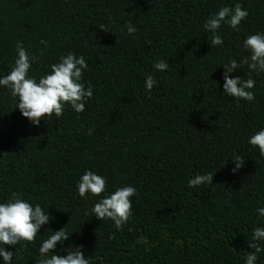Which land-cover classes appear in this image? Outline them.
Instances as JSON below:
<instances>
[{"label":"trees","instance_id":"16d2710c","mask_svg":"<svg viewBox=\"0 0 264 264\" xmlns=\"http://www.w3.org/2000/svg\"><path fill=\"white\" fill-rule=\"evenodd\" d=\"M237 3L248 17L239 31L222 25L223 44L211 47L203 24ZM257 33L264 0H0V78L22 41L39 56L29 70L37 82L74 53L88 64L81 82L93 89L84 112L65 105L37 127L0 86V203L16 192L53 218L34 242L4 246L11 264H40L39 247L65 226L69 240L55 254L79 247L89 264H244L253 230L264 227V157L248 143L264 129V73L250 74L253 101L236 100L224 93L222 65L248 57L243 42ZM160 60L169 65L163 72L154 69ZM231 75L247 80L248 66ZM235 156L245 162L233 173ZM88 170L106 178L99 197L78 195ZM207 173L213 183L188 187ZM124 186L137 194L122 230L88 215ZM257 256L264 264V251Z\"/></svg>","mask_w":264,"mask_h":264},{"label":"clouds","instance_id":"9594fccd","mask_svg":"<svg viewBox=\"0 0 264 264\" xmlns=\"http://www.w3.org/2000/svg\"><path fill=\"white\" fill-rule=\"evenodd\" d=\"M154 2V0H153ZM249 13L241 4L234 7H222L218 12L209 16L203 24L206 32L212 33L211 47L223 44V39L218 30L222 25L227 24L235 31H239L240 24L248 17ZM127 34H134L137 29L131 24L126 25ZM103 29V26L100 27ZM47 47V41H41ZM243 47L249 52V56L240 63L235 59H230L223 64V89L228 97L236 100L253 101L254 93L250 91L255 87V80L251 78V73H264V33L249 35L243 42ZM17 57L11 67L9 74L0 78V86L7 88L13 98H18L15 108H18L23 117L27 118L34 126H39L45 117L59 118L63 115L65 105H70L77 112L85 111L86 99L93 96L91 86L85 88L81 82L83 72L88 68V64L83 56L69 53L62 56L58 63L51 65L50 73L43 75L39 81L29 76V70L33 63L38 62L39 56L31 54L23 47V42L16 44ZM41 55L43 50H41ZM242 65L248 66L249 78L243 80L240 77H233L231 74ZM169 67L168 63L160 60L154 64L156 71H165ZM156 84L153 75H147L145 88L151 92ZM88 135L92 134V129L88 130ZM248 143L253 148H258L259 155L264 157V129L257 131L248 139ZM235 167L232 169L236 173L242 168L244 160L240 156H235L232 160ZM213 174H197L189 179L188 187L195 188L213 183ZM78 195L81 198H92L101 196L106 189V178L90 170L85 171L77 184ZM137 194L133 186L117 188L109 196L100 199L91 208L88 215L100 221L111 220L117 230H122L132 215L131 197ZM260 217H264V208L257 209ZM53 219L46 214V211L37 204L33 207L29 202L21 198V194L13 192L12 198L6 203H0V257L5 264H11L13 252L5 249L7 246H16L20 241L32 243L35 241L41 226L49 223ZM66 227V226H65ZM65 227L52 232L39 247V252L43 259L40 264H89V259L85 258L79 247L70 246L66 249V255L55 254L57 245L63 246L64 241L69 240L70 234L65 231ZM249 247L253 252L247 253L244 264H256L257 254L264 251V227H256L253 230Z\"/></svg>","mask_w":264,"mask_h":264}]
</instances>
